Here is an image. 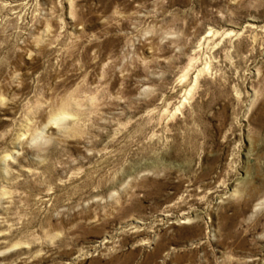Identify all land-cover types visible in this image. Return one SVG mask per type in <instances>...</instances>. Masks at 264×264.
<instances>
[{"label": "rangeland", "instance_id": "374dc122", "mask_svg": "<svg viewBox=\"0 0 264 264\" xmlns=\"http://www.w3.org/2000/svg\"><path fill=\"white\" fill-rule=\"evenodd\" d=\"M0 264H264V0H0Z\"/></svg>", "mask_w": 264, "mask_h": 264}]
</instances>
